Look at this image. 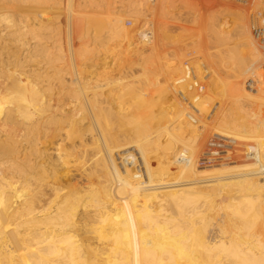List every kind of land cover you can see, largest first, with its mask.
I'll return each instance as SVG.
<instances>
[{
    "label": "bare ground",
    "instance_id": "6f19581e",
    "mask_svg": "<svg viewBox=\"0 0 264 264\" xmlns=\"http://www.w3.org/2000/svg\"><path fill=\"white\" fill-rule=\"evenodd\" d=\"M137 1H142L144 5L147 2ZM248 1L211 2L212 6L228 5L239 16L228 13L229 7L223 9L227 13L222 11L224 6H219L220 14L216 13L218 11L215 14L209 12L208 7L197 9L189 0H153L148 6L137 2L140 8L134 7L132 0H126L125 4L122 1L126 11L133 8L131 11L137 18L146 16L148 12L150 21L160 26L164 34L162 38L171 40L167 41L168 44L163 42L164 54L165 48H169L166 54H169L170 60L160 77L156 76L158 71L154 75L163 83L162 89L166 90L165 95L170 98L173 111L156 119L147 116L148 122L144 123L142 103L146 99L141 97L138 100V97L134 100L130 97L133 91L140 90L134 87L135 83L130 87L129 80L124 82L123 74L121 79L117 76L118 80H113L122 90H109L108 87L105 90L100 87L111 84L106 78L104 80L107 81L101 83L99 74L100 78H92L86 76L83 69L79 71V87L71 79L72 76L58 74L62 69L54 68L51 78L43 71L32 69L37 54L46 53V57L52 52L43 42L48 43L53 35L48 37L46 33L42 35L43 32H38L47 28L45 22H50L47 20L50 13L53 15L58 11L57 14L61 15L67 11L80 42L88 35L91 25L96 27L94 30L103 27L105 29L101 31L111 32L124 25L122 20L126 17L116 18L120 22L117 26L116 20L102 22L92 19V16L89 18L90 15L84 13V7L98 10L100 7L96 0H0V264H264V135L260 133L264 124L258 120L257 112V91L264 92V73L260 74L261 70L254 75L258 62L264 61V56H259L260 47H264V0ZM248 3L252 11L248 10ZM202 9L208 12L206 17L204 11L201 13ZM228 17L232 18V25L228 24ZM137 18L133 19L138 21ZM144 19L140 24L142 27L149 23ZM195 26L198 32H190ZM172 29L183 34L177 41L172 39L174 36L168 35ZM155 31L153 35L161 32L154 34ZM128 32L124 35L126 42H136L137 34L132 39ZM117 33L116 37L114 33L108 36L117 38ZM235 38L238 39L236 43ZM256 40L260 43L259 47ZM82 43L78 54L83 59L91 53ZM148 51L150 53V49ZM191 51L199 56L192 55ZM145 55L144 58L148 56L147 53ZM147 60L146 64H149L150 60ZM153 64L158 67L156 62ZM161 65L164 67L163 63ZM6 67L12 69L10 75L4 72ZM141 68L145 72L143 64ZM41 69H44V64ZM114 72H111L112 75ZM201 74L208 76L203 80L204 75ZM153 76H149L152 82L148 76L149 79L142 80L139 76V81L145 87H153V79H156ZM242 80H247L246 85ZM137 84L140 83L137 81ZM192 86L209 92L203 95L199 92L200 95L193 101L198 111L205 110V103L212 98L213 90L222 88L223 93L218 96L228 103L229 108L232 107L230 109L235 107L241 112L238 119L235 115V121L233 112L228 116L225 112L226 117L219 119L223 115L220 110L222 115L217 118L221 127L218 124L213 126L214 132L217 133L215 129L220 128L222 134L235 140L231 158L220 162L219 167L198 169L196 157L199 150L193 148V143L189 145L193 138L190 125H195L197 117L191 115L190 107L182 101L180 93L183 95L184 90H193ZM53 90H56L55 94ZM77 90H81L89 115ZM228 90L238 91L239 96L234 98L236 95ZM71 99L81 119L82 129L75 117L72 120L70 109L65 110L62 117L54 114L57 107H69ZM149 99L154 102L156 97L149 96ZM116 101L123 102L119 110L114 107ZM245 104L253 107L251 111L255 119L249 120L253 126H249L242 113ZM126 107L130 108V112L137 110L141 114V121H136L131 129L125 127L120 115ZM69 120H72L69 124L76 126L77 130L61 136L63 132H60L67 128ZM84 129L89 139L83 137ZM97 134L103 143V150L99 148ZM76 136L79 146L73 143ZM249 142L252 144L246 147L250 152L245 149L239 151L242 144ZM67 143H71L72 150L76 147L77 151L78 146L81 151L79 154L73 151L78 157L81 155L82 163H75L83 167L76 164L75 167L82 170L87 182L81 188L93 187L90 190L95 191L94 195H103L104 199L82 202L83 189L75 187V194L64 189L62 182L65 183L67 178L60 174L64 163L60 164L61 156L54 157L49 151L65 152L69 150ZM58 145H62L61 150ZM76 156L73 153V157ZM78 157L74 158L75 161ZM91 164L96 167L93 169ZM55 180L60 185H56Z\"/></svg>",
    "mask_w": 264,
    "mask_h": 264
},
{
    "label": "rangeland",
    "instance_id": "374dc122",
    "mask_svg": "<svg viewBox=\"0 0 264 264\" xmlns=\"http://www.w3.org/2000/svg\"><path fill=\"white\" fill-rule=\"evenodd\" d=\"M97 1V3H98V6L100 7V8H98V10L96 9V8H94L93 10H87V7H84V9L86 8V10H85V12L84 13H86L85 15L86 16H88V15H90V16H88L89 18L92 16V17H94V18H92V19H98L99 21L101 20L102 22L105 20H112V22H115V20H116V18H119V17H122V18H124V17H126V18H124L123 20H122V23H124V25L122 24V26H118L116 29H113V30H111V32H110V30H109V32H104L103 30L105 29H103V27L102 28H97L98 30H94L96 27H94L93 25H91L92 27L91 28H89L88 29V35L85 37V38H83V39H85V40H83L82 39V41L80 42L77 38H78V36H77V32L74 30V27H72L71 26V19H70V17H69V14L67 13V11H65L64 13H62L61 15H58L57 13H58V11L56 12V14H53L52 15V13H50L51 14V16L49 15V18L47 19V20H49L50 22L48 23V22H45V25H46V29H44V30H38V32H39V34H41L42 32H43V34L42 35H44L45 33V35H47L48 37L49 36H51V34L53 35V36H51V37H53V38H50V40L48 41V43H46V41L45 42H43V43H45V44H47L49 47V51H52L49 55H47L46 57H45V55H46V53H45V55H44V53L42 54V55H39V54H37V58L36 57H34V60L35 61H33L35 64L32 66V69L33 68H35L36 69V71H43V73L45 74L46 73V75H48V77H53L54 76V68H57V69H62L58 74H67L68 76H72L71 77V79L73 80V82L75 83V85H78V87H79V76H80V73H79V71L81 70V69H83V70H85V72H86V76H89V77H92V78H96V77H99V75L101 76V78L100 79H102L101 80V83H104V81H109V83H113L112 85L113 86H111L110 87V85L109 86H106V85H102V87H100V88H104L105 90H108V88H109V90H122V89H119L120 88V86L119 85H116L114 82H113V80L117 77V78H120L121 79V77H122V79H123V81L124 82H127V81H125V80H129L127 83H128V85L130 86V87H132V86H134L133 84L135 83L136 85L134 86V87H137L140 91H138V90H136V91H133V93H132V95L130 96L131 98H133L134 100H137V98H138V100L139 99H141V97H143V100H145L146 99V102H143L142 103V105H144V113H143V115H144V117L145 118H143V119H145V122L144 123H147L148 121H147V116L149 117V118H153V119H156V118H158L159 116H166V115H168V114H170V112L171 111H173V109H172V106H171V103L169 102L170 101V98H168L167 97V95H165L166 94V90H164L165 91V93H164V91H163V89H162V87H163V85H161V84H163L161 81H160V78H157L158 76L160 77V75L162 74V72H164L163 70H165V67L167 66V62L170 60V56H169V54H166V53H168V50H169V48H165V50H166V53L164 54V44L165 43H167V41H171L170 39H166V38H162L163 37V35H162V30H160V26L158 27V25L155 23L154 24V21H150L151 20V16L149 17V13L148 12H146L147 13V15L145 16L144 15V17H142L141 16V18H137V17H135V15L132 13V11L131 10H133V8H131V10L130 9H128V10H130V11H126V7H125V5L123 6V4H125V3H127L126 2V0H96ZM103 1V2H102ZM110 1V2H109ZM121 1V2H120ZM122 1H123V4H122ZM149 1V2H148ZM153 0H147V2H146V4L144 5V3L142 4L141 2H139V1H137V0H132V2H133V4H134V7L135 6H137L138 8H140V6H138L139 4H136L137 2H139L140 3V5H144V6H148V5H150V2H152ZM157 1V0H156ZM186 1H188V0H186ZM190 1V4H193L194 6L196 5V7L195 8H209V9H207V10H209V12H211V13H214V12H216V11H218V12H216V13H218V14H220L222 11H224L225 9H227L228 7H229V12L226 10V11H224V12H228V13H230L231 15H234L235 13H237V15H238V12L235 10V9H232V10H234V11H232L231 10V7L230 6H228V5H220V4H217V5H215V6H212L211 5V2H213L214 0H210V1H204L203 3H202V1L203 0H199V1H197V0H194V1H196V2H192L191 0H189ZM248 1V0H247ZM252 2L253 1H255V0H251ZM250 1V3H251V5H252V2ZM107 2V3H106ZM192 2V3H191ZM249 2V1H248ZM261 2V1H260ZM263 2V1H262ZM103 3V4H102ZM114 3V4H113ZM120 3V4H119ZM189 3V2H188ZM208 3H210V4H208ZM247 3V2H246ZM105 4H106V6H105ZM116 4V5H115ZM206 5V6H203V5ZM245 4V3H244ZM249 4V3H248ZM263 4H264V2H263ZM101 5V6H100ZM109 5H111V6H109ZM113 5V6H112ZM115 5V6H114ZM208 5H210V6H212V8L210 7V6H208ZM250 4H249V8H248V10L249 11H252V9L253 8H251L250 6H251ZM141 6V7H142ZM222 7V6H224V7H222V11L220 12V7ZM102 7V8H101ZM106 7V8H105ZM108 7V8H107ZM109 7L111 8L110 10H109ZM217 7H219V8H217ZM226 7V8H225ZM105 8V9H104ZM128 8V7H127ZM146 8V7H145ZM197 8V9H198ZM219 9V10H217V9ZM103 9V10H102ZM106 9H108V10H106ZM224 9V10H223ZM104 10H106V12L104 11ZM125 10V11H124ZM214 10V11H213ZM247 10V15H248V13H249V11ZM108 11V12H107ZM111 11H113V12H111ZM205 12V17H206V15H207V11H206V9L204 10V9H202L201 10V13L203 14L204 12ZM103 12V13H102ZM109 12H110V14H109ZM88 13V14H87ZM95 13V14H94ZM211 13H209V15L211 14ZM242 13V12H241ZM244 13V12H243ZM244 13V14H245ZM60 14V13H59ZM65 14V15H64ZM96 14H97V16H96ZM115 14V15H114ZM125 14V15H124ZM215 14V13H214ZM57 15L58 16H60V17H57ZM64 15V16H63ZM130 15V16H129ZM203 15V16H204ZM236 15V16H237ZM239 16V15H238ZM54 17H55V19H54ZM63 17H65V19L63 18ZM99 17V18H98ZM103 17V18H102ZM107 19H106V18ZM262 17H263V19H264V15H262ZM63 18V19H62ZM101 18V19H100ZM105 18V19H104ZM111 18V19H110ZM128 18V19H127ZM135 18H137V20L138 21H135L134 19ZM145 18V19H144ZM153 18H155V17H153ZM140 19H141V21H140ZM143 19H144V21H149V23L147 22V24H145V26L143 25V27H142V25H140V24H142L141 22L143 21ZM156 19V18H155ZM154 19V20H155ZM56 20V21H55ZM65 20V21H64ZM227 22H228V24L229 25H232V18H230V17H228L227 18ZM69 22V24H68V22ZM130 21H131V23H130ZM132 21H134V23L132 22ZM155 21H157V20H155ZM65 22V23H64ZM116 26L117 25H120V22H118L117 20H116ZM130 23V24H129ZM153 23V24H152ZM62 24V25H61ZM134 24V25H133ZM60 25V26H59ZM150 25V26H149ZM154 25H155V27H154ZM195 25V24H194ZM49 26V27H48ZM126 26V27H125ZM130 26H132V27H130ZM154 27V31H155V28H156V31L154 32V34L157 32V31H161V32H157L155 35H153V30L151 29V27ZM157 26V27H156ZM191 26H193V25H191ZM146 27H148V28H146ZM94 28V29H93ZM126 28V29H125ZM130 28V29H129ZM144 28H146L145 30H144ZM50 29V30H49ZM93 29V31H92V33H91V30ZM101 29H103L102 31H101ZM159 29V30H158ZM176 29V28H175ZM108 30V29H107ZM144 30V31H143ZM150 32H149V31ZM152 30V31H151ZM173 31L171 32H169L170 34H168V35H171V36H174L172 39H176V40H174V41H177L178 40V38H179V36H181V35H183V34H181L180 32H176L174 29H172ZM199 30V29H198ZM114 31V32H113ZM122 31V32H121ZM124 31H129L128 33L129 34H131L132 35V39H134L136 36H134V34L136 33L137 34V37H138V40H139V42H142L143 41V39H146V43H139L138 42V40L135 42V41H133L131 38H130V40L131 41H133V42H129L128 40H127V42H129L128 44H127V42H126V37H124V35H126V32H124ZM175 31V32H174ZM52 32V33H51ZM118 32V33H117ZM144 32V33H143ZM190 32H192V33H196V32H198L197 31V27L195 26V27H192L191 28V30H190ZM251 32H252V30H251ZM91 33V34H90ZM94 33V34H93ZM107 33V34H106ZM112 33V34H111ZM113 33H114V35H113ZM116 33L118 34L117 36V38H115L116 37ZM141 33V34H140ZM143 33V34H142ZM145 33H147L146 35H145ZM152 33V34H151ZM167 33V32H166ZM177 33H178V35H177ZM105 34V35H104ZM109 34H111V35H113V36H115V37H113V36H108ZM138 34H140V35H138ZM149 34V35H148ZM198 34V33H197ZM90 35V36H89ZM121 35V36H120ZM143 35H144V37H143ZM154 36L156 39V41L154 40V37L152 38V36ZM61 36V37H60ZM93 36V37H92ZM106 36V37H105ZM107 36H108V38H107ZM134 36V37H133ZM147 36H148V38H147ZM110 37H113V38H110ZM60 38H62V40L60 39ZM86 38H87V40H86ZM90 38H91V40H90ZM94 38V39H93ZM139 38H141L142 39V41L139 39ZM158 38V39H157ZM80 39V38H79ZM110 39H113V40H111L110 41ZM55 40H56V42H55ZM61 40V41H60ZM94 40H95V42H94ZM148 40V41H147ZM151 40H153L154 41V44H156L157 45V48L155 47L156 45H154L153 44V41H151ZM237 38H235V42L234 43H236L237 42ZM60 41V42H59ZM84 41H86V42H88L87 44L84 42ZM102 41V42H101ZM110 41V42H109ZM113 41V42H112ZM151 42V44H150V42ZM233 41H234V39H233ZM257 41V40H256ZM53 42H55V43H52ZM82 42H84V43H82ZM138 42V43H137ZM155 42H157L158 44H160L161 45V47H160V45H159V48H158V44L157 43H155ZM163 42H165V43H163ZM52 44V46H50L51 44ZM81 43L85 46V48L91 53V54H87L85 57H83V59L82 58H80V56H79V54H78V49H79V47L81 46ZM104 43H107V44H104ZM126 43V44H125ZM136 43V44H135ZM256 43H258V44H256V46H258L259 47V45H260V43L257 41ZM61 44V45H60ZM125 44V45H124ZM145 44V45H144ZM148 44V45H147ZM163 44V45H162ZM168 44V43H167ZM127 45V46H126ZM142 45V46H141ZM83 46V47H84ZM87 46V47H86ZM139 46V47H138ZM145 46V47H144ZM147 46V47H146ZM51 47V48H50ZM88 47H90V48H88ZM93 47H94V49H93ZM95 47H97V48H95ZM122 47V48H121ZM126 47V48H125ZM128 47V48H127ZM142 47H144L143 49H142ZM123 48H124V50H123ZM147 48V49H146ZM150 49V53H149V49ZM156 49V51H158V53L156 52V54H155V49ZM191 48V47H190ZM262 48V49H261ZM92 49V50H91ZM119 49V50H118ZM121 49V50H120ZM129 49V50H128ZM158 49V50H157ZM160 49V50H159ZM171 49V48H170ZM195 49V48H194ZM98 50V51H97ZM110 50H111V52H110ZM152 50V51H151ZM196 50V49H195ZM264 47H260V49H259V56L261 55V56H264ZM125 51V52H124ZM127 51V52H126ZM137 51V52H136ZM139 51H141V52H139ZM160 51V52H159ZM161 51H163L162 53H161ZM187 51H188V49H187ZM151 52H154L153 54L151 53ZM196 52V51H195ZM263 52V53H262ZM97 53H99V54H97ZM120 53V54H119ZM138 55H137V54ZM147 53V55L149 56H147V57H145L144 58V55ZM193 53V54H192ZM200 54L202 53V52H199ZM106 55V56H104V55ZM141 54H144L143 56L141 55ZM151 56H150V55ZM157 54H158V56H157ZM159 54H160V56H159ZM162 54V55H161ZM191 54L192 55H194L195 53H194V51H191ZM263 54V55H262ZM108 55V56H107ZM122 55H123V58H122ZM155 55V56H154ZM166 55H168V56H165ZM186 55L187 54H185V57H186ZM196 55V54H195ZM194 55V56H195ZM41 58H40V57ZM42 56H44V57H42ZM136 56H137V59H136ZM139 56V57H138ZM146 56V55H145ZM196 56H199V55H196ZM260 56V57H261ZM38 57H39V59L42 61H40L39 59H38ZM90 57V58H89ZM115 57V58H114ZM118 57V58H117ZM155 57V58H154ZM161 57H163V59L161 58ZM89 58V59H88ZM98 58V59H97ZM140 58H141V61H140ZM142 58H144L143 60H142ZM151 58V59H150ZM262 58V57H261ZM38 59V60H37ZM85 62V61H87V62H83L82 60ZM119 59V60H118ZM146 59H148L147 60V62L150 60V63H152V66L153 67H151V64L149 65L148 63L146 64ZM201 59V58H200ZM96 60V61H95ZM153 62H152V61ZM156 60V61H155ZM159 60V61H158ZM184 60H185V58H184ZM262 60H264V58L262 59ZM39 62L38 64V67L40 68H38L37 67V65H36V63L37 62ZM100 61V62H99ZM145 63H144V62ZM141 64H140V63ZM154 62H156V64H158V67H157V65H156V67H154L155 66V64H153ZM259 62H262V61H259ZM259 62H258V64H259ZM96 63V64H95ZM115 63V64H114ZM163 63V66L164 67H161L162 64ZM263 63H264V61H263ZM263 63H260L259 64V66H258V64H257V67H260L261 65L262 66H264V64ZM42 64H44V69H41V67H42ZM119 64V65H118ZM124 64V65H123ZM142 64H143V68L145 69V72H146V74H145V72L144 71H142ZM144 64L146 65V67H147V69L145 68V66H144ZM36 65V66H35ZM84 67H82V66ZM107 65V66H106ZM118 65V66H117ZM137 65V66H136ZM138 65H140V66H138ZM166 65V66H165ZM128 66V67H127ZM31 67V66H30ZM87 67V68H86ZM93 67V68H92ZM117 67V68H116ZM126 67V68H125ZM130 67V68H129ZM138 67H140V68H138ZM150 69H149V68ZM257 67H255V71L254 72H256V73H254V75L256 74H258L257 72H261V70H262V73H260V74H263L264 73V67H260V69H257ZM122 68H123V72H122ZM139 69V71H137L138 69ZM151 68H153V69H155L154 71H152V72H149V71H151V70H153V69H151ZM157 68H159V70L157 69ZM161 68H164V69H161ZM88 69V70H87ZM102 69H103V71H102ZM113 71H112V70ZM140 69H141V71H140ZM91 70V71H90ZM111 70V71H110ZM117 71V73H116V71ZM119 70V71H118ZM126 70H128L127 72H126ZM148 72H147V71ZM259 70V71H258ZM11 71H12V69H10V67H6V68H4V72L5 73H7V75H10V73H11ZM105 71V72H104ZM115 71V72H114ZM157 71H158V73H157ZM88 72V73H87ZM90 72V73H89ZM92 72V73H91ZM108 72V73H107ZM114 72V74L112 75V73ZM142 72V73H141ZM144 72V73H143ZM157 74H156V73ZM137 73H139V75H137L136 76V74ZM147 73H152L151 75L153 76L154 74H156V76L154 75L153 77L154 78H156V79H153L154 81H153V87H145L140 81H139V79H140V77H141V80L142 79H145V78H147V79H149L150 78V80L149 81H151L152 82V77H149V76H151L150 74H147ZM99 74V75H98ZM120 74V75H119ZM123 74V75H122ZM133 74H134V76H133ZM145 74V75H144ZM97 75V76H96ZM106 75V76H105ZM122 75V76H121ZM202 75H204V78L202 77V79L204 80L205 79V77H207L205 74H201V76ZM75 76V77H74ZM104 76V77H103ZM120 76V77H119ZM127 76V77H126ZM131 78H130V77ZM140 76V77H139ZM149 78H148V77ZM108 77V78H107ZM109 77H110V79H109ZM136 77V78H135ZM104 78H106L105 80H104ZM113 78V79H112ZM116 78V80H118ZM127 78V79H126ZM130 78V79H129ZM135 78V79H134ZM76 80H77V82H76ZM156 80H158V82L156 83ZM248 80V79H247ZM247 80H245L244 82H243V80H242V83H243V85H246V83H247ZM134 81V82H133ZM137 81H138V83H140L139 85L137 84ZM249 82H250V80H248ZM246 82V83H245ZM249 82H248V84H249ZM155 83H156V85H157V87H156V85H155ZM245 83V84H244ZM251 83V82H250ZM132 85V86H131ZM174 85V84H173ZM106 87H108V88H106ZM115 87V88H114ZM116 87H117V89H116ZM143 87V88H142ZM144 87H145V90H144ZM141 88V89H140ZM150 88H152V90H150ZM218 89V88H217ZM215 90V92H214V90H213V94L211 95L212 96V98L210 99V101L209 102H207V103H205V110H199L198 111V109H197V112H198V114H197V112H196V110L194 111V110H192L191 109V107L189 108V106H187L186 104V106L191 110L190 112H191V115L193 114L195 117H197V118H195L196 120H195V122H194V126H192V125H190V134H191V136L193 137L192 138V140L190 141L191 143H189V145L191 146V144H192V146H193V148L195 149V147H196V149L195 150H199V152H198V154H197V157H196V159H197V161H196V165H198L197 166V168L198 169H210V168H213V167H219L220 166V162H222V161H226V159H229V158H231V151H232V146H233V144L232 143H234V139L232 138V137H230V136H228V135H226L225 133H221V131H220V128H217V129H215V131H217V133L216 132H214V129H213V126L215 127V125H217V126H220V122H219V119H221V118H223V117H226V115H225V112H227L226 114H227V116H228V113H232V118L235 120V118L236 119H238V117H241V112H239V110H237L238 108H235L234 107V109L235 110H237V111H235L234 109H230V108H232V107H230L229 108V105L227 106L226 104H228V103H225L224 102V100L222 99V98H220V96H218V94L219 93H223V90H222V88H219V89H221V90ZM102 90V89H101ZM129 90H133V89H129ZM143 90V91H142ZM146 90H149V91H147L146 92ZM162 90V91H161ZM78 91V93H79V95H80V97H81V99H82V103H83V106L85 107V109H86V111H87V113H88V115H89V109H88V107H87V104L85 103V100H84V98H83V95H82V93H81V90L79 91V90H77ZM188 90H186V92H187ZM205 91V92H204ZM204 91H201L202 93V95H203V93H207V90H204ZM222 91V92H221ZM228 91H230V90H228ZM54 94L56 93V90H53L52 91ZM185 94H181L180 93V96L182 97V96H184L183 97V99H182V101L184 100V98H189V97H191V106H193L194 105V100H196L197 99V96H198V94L200 95V93L199 92H195L194 91V93L192 92V94L191 93H186L185 92V90L183 91ZM139 93V94H138ZM209 93V92H208ZM207 93V94H208ZM217 93V94H216ZM230 93H232L233 95H236L234 98H236V97H238L239 96V93H238V91H234V92H231L230 91ZM257 97H259L258 99H257V103H258V105H257V108H258V110H257V112H258V114H259V118H258V120H261V122L264 124V92H261V91H257ZM136 95V96H135ZM189 95H191V96H189ZM196 95V96H195ZM220 95V94H219ZM238 95V96H237ZM134 96V97H133ZM149 96H151L153 99H155V97H156V101L154 100V102H156L155 104H153L154 102L152 101V99H149ZM136 97V98H135ZM196 97V98H195ZM193 98V99H192ZM218 100V101H217ZM222 100V101H221ZM71 102H72V104L74 105V103H73V101H72V99L71 100H69V104H71ZM184 102V101H183ZM120 103H123V102H114V107L115 108H117V110H119V109H121L122 107L121 106H123V104H120ZM220 103V104H219ZM224 103V104H223ZM245 103H247V102H245ZM69 105V107H65V105H62L61 107H57L55 110H54V114L56 115V116H58V117H62V115L65 113V110H69L70 109V116L72 117V120L74 119L73 117H75V121L78 123V126H80L79 128L80 129H82V126H81V119L79 118V115H77V110H75L76 108H75V105L73 106V105ZM153 104V105H152ZM193 104V105H192ZM149 105V106H148ZM45 106H46V104L45 105H43V107L42 108H45ZM73 106V107H72ZM146 106V107H145ZM158 106V107H157ZM195 107H196V103H195V105H194ZM226 106V108H224ZM54 107V106H53ZM65 107V108H64ZM166 107V108H165ZM229 109H228V108ZM129 107H126V108H124L125 109V111H124V109H123V111L122 112H120V115L122 116V120H123V122H124V125H125V127L126 128H128V129H131L132 128V125L134 124V123H136V121L137 122H140L141 121V114H140V112L139 111H137V110H135V111H133V112H130L131 110H130V108L128 109ZM142 108H143V106H142ZM146 108H148V110L146 109ZM150 108V109H149ZM164 108V109H163ZM196 108H198V106L196 107ZM251 108L253 109V107H249V105H247V104H245L244 106H242V113L244 114V116H245V118L247 119V123L249 122V120H254L255 119V117H254V112H252L251 111ZM170 109V110H169ZM215 109H216V111H215ZM226 109H228V110H226ZM64 110V111H63ZM73 110V111H72ZM162 110V111H161ZM169 110V111H168ZM212 110V111H211ZM223 111V115H222V112L221 111ZM225 110V111H224ZM230 110H231V112H230ZM233 110V111H232ZM215 111V112H214ZM235 111V112H234ZM75 112V113H74ZM151 112V113H150ZM200 112V113H199ZM239 113V115H237L238 113ZM219 113V114H218ZM221 113V114H220ZM237 113V114H236ZM74 114V115H73ZM150 114V115H149ZM152 114V115H151ZM215 114V115H214ZM234 114V115H233ZM220 115H222L221 117H219ZM235 115H236V117H235ZM69 116V117H70ZM77 116V117H76ZM234 116V117H233ZM185 117H187V115L185 114ZM217 117H219V119L217 118ZM78 118V119H77ZM231 118V117H230ZM137 119V120H136ZM167 119V118H166ZM184 119H186V118H184ZM216 119V120H215ZM232 119V120H233ZM71 120V121H72ZM78 120V121H77ZM129 120V121H128ZM218 120V121H217ZM229 120H231V119H229ZM70 120H69V122L66 124V125H68L70 122H71ZM236 121V120H235ZM128 122H129V124H128ZM131 122V123H130ZM196 122H201L200 124L201 125H199L198 123L196 124ZM203 122V123H202ZM210 122V123H209ZM217 122V123H216ZM170 123V122H169ZM209 123V124H208ZM249 124V126H253L254 124L253 123H248ZM69 125H71V126H69ZM68 126H67V128L66 129H64V131H61L60 133H62L63 132V134H61V136H65L67 133H70V132H72L73 130H77V127L76 126H72V124H69ZM198 125H199V127H198ZM256 125H257V123H256ZM196 126V127H195ZM74 129H73V128ZM198 127V128H197ZM205 127V128H204ZM221 127V126H220ZM261 127H264V126H261ZM67 129H68V131L69 132H67ZM70 129V130H69ZM86 129H84L83 131H84V138L86 139V138H88L89 139V135L86 133V131H85ZM94 131L97 133V130L95 129V127H94ZM86 133V134H85ZM200 133V134H199ZM219 133V134H218ZM260 133L262 134V135H264V128L262 129V130H260ZM57 134H59V133H57ZM60 135V134H59ZM86 135V136H85ZM198 135H200L199 136V138L197 137ZM97 136H98V134H97ZM77 138H74V145H76V143H77V145L79 146V138H78V136H76ZM78 139V140H77ZM97 139H98V142H99V144L101 145V146H99V148L100 149H104V147H103V143L101 142V140H100V138H99V136L97 137ZM196 141V142H195ZM261 141V140H260ZM196 143V144H195ZM229 143H231V144H229ZM71 144V143H70ZM69 143H67V149H69V150H65V152L63 151H60V152H56V150H54V149H50V151H49V153H51V155L52 156H54V157H56L57 155L60 157L61 156V159H60V164L62 165V163H64L63 164V166H61V168H60V174H64V176H63V178L64 179H66L67 181L64 183V182H62L63 183V185H65L64 186V189L66 190H68L69 192L68 193H71V194H75L76 193V189L77 188H79V189H83L82 190V193H81V199H82V202H88V201H96V200H98V199H104V196L102 195V196H96V195H94V192L95 191H93V190H90V189H94L93 187H90V188H81V187H83L84 185H87V182H85V179H84V177H83V175H82V170L80 169V168H82L83 166H82V164H80V163H82L81 162V160H80V158H81V155H79V157H78V152H80L81 153V151L79 150V147L77 146V151H76V147H75V152L76 153H78V154H75V152H73L74 150H72L71 149V145H70ZM199 144V149L197 148V145ZM204 144V145H203ZM248 144H252V142H249V143H244V144H242V147L241 148H239V151H242V150H244L245 149V151L247 150L248 151V149H247V145ZM202 146V147H201ZM245 146V147H244ZM53 147V146H52ZM55 147H57V145H55ZM58 147L60 148V150L62 149L61 147H62V145H58ZM70 147V148H69ZM201 147V148H200ZM244 147V148H243ZM52 150H53V152H52ZM72 150V151H71ZM68 151V153H66ZM244 151V152H245ZM246 151V152H247ZM74 153V155L76 156V157H73V153ZM248 152H250V150L248 151ZM53 153V154H52ZM55 153H57V154H55ZM63 153H64V156H63ZM222 154V155H221ZM68 155V156H67ZM116 155V161H118V157H117V154H115ZM240 155H241V153H240ZM66 156V157H65ZM69 156H70V158H69ZM63 157H65L64 159H63ZM79 158V159H76V161H75V159L74 158ZM72 158L74 159V160H72ZM62 160H64V161H62ZM69 160H72V161H69ZM83 160V159H82ZM77 161H79L78 163L79 164H76L77 163ZM238 162H240V160H237ZM241 161H243V160H241ZM76 162V163H75ZM74 163V164H73ZM84 163V162H83ZM75 164L78 166V167H80V166H82V167H80V168H78V167H75ZM89 164L90 163H88L87 165L89 166ZM92 165V164H91ZM93 165H95V164H93ZM93 165H92V168L94 169L95 167H93ZM91 167V166H90ZM222 167V166H221ZM75 168H77L79 171H77V169H75ZM63 171V173H62V171ZM81 172V173H80ZM80 174H81V176H80ZM56 181V180H55ZM54 181V182H55ZM68 182V183H67ZM67 183V184H66ZM71 183V184H70ZM56 185H60V182L58 183L57 181H56V183H55ZM68 185V186H67ZM75 185V186H74ZM72 186V187H71ZM75 187H77V188H75ZM69 188V189H68ZM72 188V189H71ZM75 189V190H74ZM72 190V191H71Z\"/></svg>",
    "mask_w": 264,
    "mask_h": 264
},
{
    "label": "built area",
    "instance_id": "2783aa9c",
    "mask_svg": "<svg viewBox=\"0 0 264 264\" xmlns=\"http://www.w3.org/2000/svg\"><path fill=\"white\" fill-rule=\"evenodd\" d=\"M139 35V34H138ZM139 39H141V38H139ZM141 41H142V39H141ZM146 41V39H143V43H146L145 42ZM191 70V69H190ZM190 74L192 75V73L190 72ZM192 89L193 90H188L186 93H191L192 94V91H195V92H201L200 90H197L198 89V87L197 86H192ZM195 89V90H194ZM185 96V95H184ZM184 96H182L181 98L183 99V97ZM184 103H186L189 107H191L192 109H194V110H197L196 108H195V106H191V97H189V98H184Z\"/></svg>",
    "mask_w": 264,
    "mask_h": 264
}]
</instances>
